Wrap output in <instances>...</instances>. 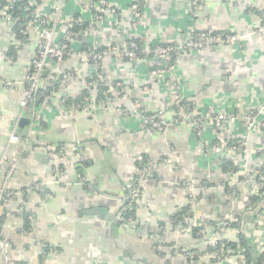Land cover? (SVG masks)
I'll list each match as a JSON object with an SVG mask.
<instances>
[{"label":"crops","instance_id":"obj_1","mask_svg":"<svg viewBox=\"0 0 264 264\" xmlns=\"http://www.w3.org/2000/svg\"><path fill=\"white\" fill-rule=\"evenodd\" d=\"M86 1L63 3L56 38L61 40L76 14L86 28L81 40L71 42L68 56L47 65L37 87L40 82L41 89L50 87L66 73L70 77L54 98L37 105L29 104V95L24 108L40 28L29 25L31 39L24 42L0 17V78L17 84L0 88V162L6 166L1 182L12 193L11 198L0 194V240L12 245L0 250V264H221L209 256L207 243L193 236L190 225L201 219L219 223L232 212L241 213L253 193L251 173L240 167L243 173L231 178L222 172L226 146L221 140L243 142L249 162L257 157L264 161L254 153L264 144V130H247L248 116L264 105V0H109L118 13L103 21L94 15L97 0ZM139 2L134 25L131 6ZM54 6V0H41L37 8L51 14ZM209 30L243 40L178 52L172 72L159 78L151 75L146 57L132 63L111 54L101 66L111 82L123 86L121 97L105 107H94L92 101L85 108L61 99L77 97L97 70L84 44L92 50H120L139 38L148 52ZM182 101L188 105L178 106ZM135 108L139 114L132 112ZM210 108L237 113L238 119L220 131L206 121L198 135L192 117ZM144 114L159 115L166 122L164 131L151 129ZM13 133L18 142L11 141ZM85 172L105 196L92 189ZM228 178L240 182L238 198L220 188ZM139 179L136 223L143 231L134 234L130 230L136 223L128 226L120 213ZM190 180L215 184L213 198L191 203L193 193L185 185ZM188 207L189 226L174 225L171 216ZM22 208L32 223L27 232ZM94 210L100 214H91ZM223 233L230 240L235 235L229 228ZM235 262L231 257L223 264Z\"/></svg>","mask_w":264,"mask_h":264},{"label":"built area","instance_id":"obj_2","mask_svg":"<svg viewBox=\"0 0 264 264\" xmlns=\"http://www.w3.org/2000/svg\"><path fill=\"white\" fill-rule=\"evenodd\" d=\"M55 6L51 12V14H45L44 12L35 9L33 13L31 14L30 19H28L27 24L21 29L20 33L24 35V41H29L30 35L28 32V26L29 25H35L40 28L39 32V40L40 45L37 52V56L34 59L33 66L35 68V74L34 77L30 78L32 81L31 86L29 87L28 91V98L26 100L22 101V107H26L29 95H31L33 92L38 90L37 87V81L38 77L42 74V72L46 69L47 65L54 64L56 61L62 60L66 56L70 54V51H65V49L62 47L61 42H59V38H56L57 34V26L58 22L61 19L62 15V8L63 3L65 0H54ZM79 4H86V0H75ZM35 5V4H33ZM12 6H6L1 7L0 6V17L6 22V24L13 28L14 25L17 23V18H15L12 15ZM140 9H141V3H135L131 6L130 11V17L134 25L137 24L139 17H140ZM117 9L112 6L109 0H97V3L94 7V15L96 20L103 21L111 16L117 15ZM65 35L72 37V32H66ZM139 41L141 39H134L132 43H130L129 50L127 52L118 50L116 48L105 50L103 53H98L94 56H90L91 61L95 64L97 67L100 60H103L104 57L114 54L118 58H128L130 62H135L138 60L136 51L140 49ZM243 39L241 36L233 34V33H221L214 30H209L206 32H198L195 33L192 37L189 39H186L182 42L167 45V46H161L157 45L155 48H153L151 51H148V53L152 54V58L156 60H160L163 63V67L153 70L151 72V75L155 78L164 77L173 70V66H169L170 61L172 60L173 56L177 54L178 52H196V51H202L206 49L209 46L218 45V44H237L241 42ZM94 51L97 49H93ZM70 77L69 73H66L63 75V83ZM101 78V77H100ZM17 84L14 82H9L7 80H3L0 78V88H11L13 86H16ZM120 85V84H119ZM110 101V100H109ZM100 107H103V105H100ZM140 110L137 108L133 109V113L139 114ZM144 118L146 123L150 126L151 129L157 130V131H164L166 127V122L159 118V115H145ZM238 116L237 113L232 114H225L218 112L215 108H210L208 112L204 115L192 117V123L195 127V131L198 135H201L203 125L206 121H211L213 127L215 130L220 131L226 122L228 121H234L237 120ZM247 130L249 132L251 131H258V130H264V105L258 108L256 111L251 113L248 116V123H247ZM20 140L19 136L16 133H13L11 135V141L12 142H18ZM222 146H226L225 150V156H229L231 158H240L242 159V165L241 168L246 173H251V170L253 168L249 167V156L250 150L248 149L247 145L243 142H237L233 143L232 145L228 144L224 140L220 141ZM255 155L259 157H264V144L257 147L254 150ZM141 159V158H140ZM6 166L3 161L0 162V194L7 196V198L12 197V193L6 192L4 190V187L2 186L1 178L2 173L5 170ZM250 181L254 185L253 193L252 195H257L259 192L264 189V170L262 171H256L254 174L251 173L249 176ZM142 180H138L136 186L132 187L129 191L128 197L126 198V207L129 209H137V204L141 198V190L139 187V183ZM240 182L231 181L230 186L232 188L238 187ZM185 185L190 188L193 195L192 198L197 196V194H201L203 197L207 196L210 192L214 191L216 187H209L204 184H202L200 181L197 180H190ZM221 189L224 188V186H220ZM239 197V196H238ZM237 197V198H238ZM236 197H234L235 199ZM24 211V208L21 209V212ZM241 213L238 212H232L229 215H226L221 220V225L223 229L221 231H216L215 236H211L208 238V243L212 246H214L219 239L224 238L223 230L227 229L231 223H233L236 220V216L240 215ZM204 219L196 221L193 225H202ZM126 224L128 226H133L137 220L134 218H128L126 221ZM254 229L253 232L255 233V240L254 244L256 245V252L257 254L264 253V211L261 214H258V216H254ZM211 226H207L206 229L208 232H211L210 230ZM12 248V245L4 240H0V250H10ZM184 253L190 255L189 250H185ZM209 256L212 259L218 260L221 264H223L226 260L230 259V256H226L223 253L221 254H215L210 253ZM234 264H246L245 258L240 255L237 256V262ZM264 264V260H263Z\"/></svg>","mask_w":264,"mask_h":264},{"label":"trees","instance_id":"obj_3","mask_svg":"<svg viewBox=\"0 0 264 264\" xmlns=\"http://www.w3.org/2000/svg\"><path fill=\"white\" fill-rule=\"evenodd\" d=\"M41 4L38 1L37 4L33 5L29 0H0V6L6 7V6H12V15L17 18V23L12 28V31L16 35V37L19 40L24 41V35L20 33L21 29L27 24L28 19H30L31 14L35 9H37L38 5ZM80 15L76 14L73 17L72 22L67 26L68 28L65 29L66 32H72L73 36L69 37L67 35H64L59 42H61L62 47L65 49V51H70L71 42L75 40H81L82 39V33L85 30L86 24L80 20ZM64 31V32H65ZM65 32V33H66ZM64 33V34H65ZM26 42V41H24ZM133 40H131L128 43L127 48L120 49L121 51L127 52L130 47V43H132ZM140 49L136 51L137 58L141 59L146 57L148 61L152 64L150 66V72L153 70L159 69L163 67V63L160 60H156L152 58V54L148 52H144L142 49L141 41H139ZM161 46H167L172 44H160ZM113 47V46H112ZM152 47L149 51H151ZM111 47H100L97 50H92L90 47V44H84L83 51L90 53L92 56L103 53L105 50L110 49ZM124 60H128V58H125ZM175 62V56H173L172 60L169 63V66H173ZM102 60L99 61V64L97 66L96 72L88 77L86 79V88L83 89L79 95L75 98H66L61 97L63 101H65V104L69 106H74L78 108H85L87 105L89 106L91 102H94V107H98L100 105H103V107L106 106L107 102L109 100H113L114 98L121 97L123 95V86L119 85L121 84L119 81L111 82L106 75L103 72L102 66H101ZM35 72L33 71L32 75ZM32 77V76H31ZM62 76L58 77L57 80L53 81V85L47 88H43L40 90H37L31 94L32 100L29 101V104H41L45 101L54 98V93L58 94L60 92L63 80ZM101 77V78H100ZM188 103L185 101L180 102L178 106H187ZM176 106V107H178ZM150 116V114H147ZM235 142H229L230 145H232ZM258 158V157H257ZM254 159L253 161L248 162L249 166H253L254 168L251 170V173L254 174L256 171H262L264 170V161L262 159ZM258 160H261L258 161ZM242 162V159L240 158H231L225 156L220 162V168L223 173L227 175L233 176L238 175L242 171L240 170L241 164L239 162ZM237 162V163H236ZM252 162V163H251ZM260 162V163H259ZM245 172V171H244ZM243 173V172H242ZM203 180V179H202ZM239 180H244L243 174L239 176ZM232 179L228 178V180L224 181L221 186H224L223 190L227 195H230L232 198L240 196V189L239 187L232 188L230 186ZM202 184L209 186V187H216L215 184L210 183L208 180L202 181ZM207 199L213 198V195H211V192L205 196ZM204 197L201 194H198L194 198H191V203H195L197 201H200ZM191 208L188 207L186 209H182L181 212L174 213L171 216V221L174 225L176 224H183L186 226H189L188 221L192 219L190 217L189 210ZM264 211V189H262L259 194L257 195H251L248 198V202L246 204V207L243 208L240 215L236 216V220L229 225L230 230H233L235 232V235L230 240L229 238H223L219 239L217 243L212 246L208 243V238L211 236L216 235V231H221L223 229L221 225V220L218 222L211 221V220H203L202 225H190L191 231L193 233V236L198 239H203L205 243H207V251L209 253H215V254H221L224 252L226 256H230L232 258H237V256L242 255L245 258L246 264H263L264 260V253L257 254L256 245L254 244L255 236L252 235V222H254V216H258V214H261ZM245 212V214H244ZM244 214V215H243ZM22 215L25 220V231L31 230V220H30V214H28L26 211L22 212ZM121 218H134L137 220L136 216V210L135 209H128L126 208V204L121 209L120 213ZM4 218L0 217V225L3 223ZM209 227L211 233H208ZM46 252H50V248L46 249ZM197 258H195L196 260ZM14 264H25L24 262H15Z\"/></svg>","mask_w":264,"mask_h":264},{"label":"water","instance_id":"obj_4","mask_svg":"<svg viewBox=\"0 0 264 264\" xmlns=\"http://www.w3.org/2000/svg\"><path fill=\"white\" fill-rule=\"evenodd\" d=\"M44 76L47 74L46 71L43 72ZM33 80H31V83H32ZM41 82L38 83V89H41ZM85 176L87 177L86 181L89 182L90 184H92V189L97 193V194H100V195H104V193L101 192V190L98 188V185L97 184H93V181L90 180L89 178V175L88 173L85 172ZM100 211V210H99ZM98 210H94V211H91L90 213L91 214H100ZM190 217H192V213L189 214ZM132 233H136V234H139L143 231V228L140 226L139 223H136L130 230Z\"/></svg>","mask_w":264,"mask_h":264},{"label":"rangeland","instance_id":"obj_5","mask_svg":"<svg viewBox=\"0 0 264 264\" xmlns=\"http://www.w3.org/2000/svg\"><path fill=\"white\" fill-rule=\"evenodd\" d=\"M79 4V3H78Z\"/></svg>","mask_w":264,"mask_h":264}]
</instances>
